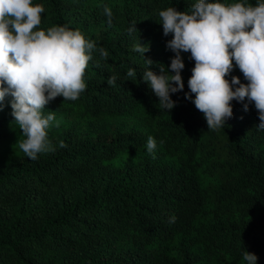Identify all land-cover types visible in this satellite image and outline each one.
I'll return each mask as SVG.
<instances>
[{
	"label": "trees",
	"instance_id": "16d2710c",
	"mask_svg": "<svg viewBox=\"0 0 264 264\" xmlns=\"http://www.w3.org/2000/svg\"><path fill=\"white\" fill-rule=\"evenodd\" d=\"M33 2L45 9L42 28L80 30L97 50L79 98L58 96L43 110L59 121L48 129L54 151L27 157L11 96L2 102L0 264H247L246 250L264 264V129L254 103L233 100L232 117L208 129L194 94L185 96L195 61L181 52L184 88L170 94L173 109H162L134 50L148 44L151 70L159 74L162 64L167 72L175 53L159 11H190L195 0ZM233 64L229 81L247 83ZM149 136L156 141L151 153Z\"/></svg>",
	"mask_w": 264,
	"mask_h": 264
},
{
	"label": "clouds",
	"instance_id": "9594fccd",
	"mask_svg": "<svg viewBox=\"0 0 264 264\" xmlns=\"http://www.w3.org/2000/svg\"><path fill=\"white\" fill-rule=\"evenodd\" d=\"M44 11L43 5L33 0H0V108L11 96L14 122L25 137L17 143L31 159L55 150L48 129L56 117L54 112L45 115L43 110L58 96L71 101L79 98L87 87L88 63L97 50L80 30L64 25L42 28ZM104 14L111 24V9L105 6ZM157 22L165 36L172 34L167 47L175 56L167 72L162 64L159 74L151 70L154 62L144 56L148 44L139 41L134 50L147 63L142 77L158 97L160 107L170 111L175 106L170 94L184 88L181 52H190L195 65L188 80L190 93L185 96L191 99L190 94H194L193 102L204 114L208 129L223 126L233 115L231 102L245 99L254 103L260 121L257 127L264 129V0L255 4L248 0H195L190 11L173 6L160 10ZM136 30V23L128 29L130 33ZM98 51L101 59L109 55L104 48ZM233 61L247 83L239 76H232L231 81L227 78ZM126 76L135 81V70L129 69ZM115 81L116 77L110 76L107 84L112 86ZM243 107L247 111L248 103ZM59 146L66 144L60 141ZM155 148L156 141L149 136L147 151ZM174 220L173 216L169 222ZM257 259L255 253H243L247 264H257Z\"/></svg>",
	"mask_w": 264,
	"mask_h": 264
}]
</instances>
